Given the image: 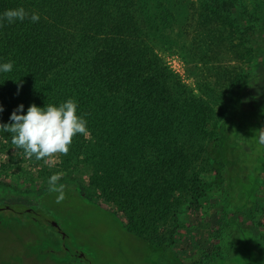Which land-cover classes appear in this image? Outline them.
<instances>
[{"label": "trees", "instance_id": "16d2710c", "mask_svg": "<svg viewBox=\"0 0 264 264\" xmlns=\"http://www.w3.org/2000/svg\"><path fill=\"white\" fill-rule=\"evenodd\" d=\"M202 2L196 94L156 52L176 46L173 0H0V15L23 7L40 16L0 26V64L13 62L12 71L0 72V123H10L21 104L26 114L32 104L59 106L71 98L89 132L75 136L69 153L51 167L25 158L2 131L0 152L22 158L32 175L47 180L88 172L104 194L127 205L131 227L140 233L157 230L166 216L175 226L183 206L196 207L219 185L237 244L221 257L222 240L205 264H236L235 251L242 249L245 262L263 264L257 225L264 217V70L253 65L240 73L218 62L210 66L208 58L230 48L249 56L264 52L254 39L264 25L237 0ZM217 104L223 108L215 112ZM206 171L210 181L202 177Z\"/></svg>", "mask_w": 264, "mask_h": 264}, {"label": "rangeland", "instance_id": "374dc122", "mask_svg": "<svg viewBox=\"0 0 264 264\" xmlns=\"http://www.w3.org/2000/svg\"><path fill=\"white\" fill-rule=\"evenodd\" d=\"M173 1L180 29L175 37L176 46L172 50L158 46L156 52L182 83L199 94L195 82V76H199L198 67H201L197 57V45L200 42L197 33L200 28L199 21L203 20L201 14L206 11L202 0ZM237 1L253 17L261 19L260 22L264 25V0ZM254 39L255 46L264 47V28H260ZM262 51L256 50L249 56L242 50L230 48L222 55L213 52L208 62L210 66L216 62L228 65L240 73L253 65L264 70ZM216 82L213 81L211 85ZM221 107L217 104L213 109L217 112L221 111ZM214 114L215 120L218 119V114ZM214 123L211 122L207 129L212 131ZM261 125L262 134L264 116L261 118ZM20 159L16 162L14 154L0 152V206L14 205L20 206V209L28 205L43 206L63 214L64 228L74 231L72 236L63 241L71 250L88 254L90 257L87 258L93 264H205L211 249L222 240L224 246L221 257L232 253L231 246L237 244L235 230L223 211L224 194L219 185L212 184L196 207L189 209L183 206L176 216L175 226L171 222V216H166L157 230L149 229L140 233V230L131 227L127 205L117 197L104 194L101 188L90 181L88 172L62 177L58 184L64 186L66 198L62 203H56L57 194L48 191V180L32 175V171ZM56 163L57 160L55 165ZM202 177L205 181H210L212 174L206 171ZM262 183L264 197V172ZM23 221L14 217L10 210H0V264H44L40 261L42 257H21L28 249L29 252L38 253V244L30 245L29 241L37 237L35 229L39 227L35 223L25 225ZM171 227L174 228L169 232ZM257 229L264 234V217ZM143 237L156 246L163 245L165 249L162 251L160 247H152ZM227 239L230 240L229 244ZM242 251L243 253L235 251L233 257H240L236 264H255L245 262L248 254L245 249ZM65 253L70 256L69 251ZM224 263L219 261L212 264Z\"/></svg>", "mask_w": 264, "mask_h": 264}, {"label": "clouds", "instance_id": "9594fccd", "mask_svg": "<svg viewBox=\"0 0 264 264\" xmlns=\"http://www.w3.org/2000/svg\"><path fill=\"white\" fill-rule=\"evenodd\" d=\"M25 19L35 23L40 16L36 12L29 13L23 7L8 9L0 15V26L4 22L12 24ZM12 69V61L0 64V72H10ZM77 109V102L71 98L59 106L46 105L41 108L32 104L26 114H23L24 105L21 104L11 113L10 123H0V131L11 134V143L23 150L25 158L43 160L51 167L58 157L69 153L75 136L89 135L87 120L77 114ZM3 111V105H0V113ZM260 142L264 143V133L260 135ZM62 175L53 174L48 180V191L57 194L56 203H62L66 198L64 186L58 184Z\"/></svg>", "mask_w": 264, "mask_h": 264}, {"label": "flooded vegetation", "instance_id": "af4514ba", "mask_svg": "<svg viewBox=\"0 0 264 264\" xmlns=\"http://www.w3.org/2000/svg\"><path fill=\"white\" fill-rule=\"evenodd\" d=\"M20 208V206L14 205L0 206V210H10L14 217L24 220L25 225L27 223L31 225L35 223L39 227L35 229L37 237L29 241L30 245L38 244V253L29 252L28 249L21 257H42L40 261L44 262V264H93L88 260L87 257H90L88 254L76 249L71 250V247L67 246L65 241H63L72 236L73 231H68V229L64 228L62 219L65 216L63 214L53 212L43 206L28 205L23 206L22 209ZM65 251H69L70 256L66 255ZM66 257L74 258L67 259Z\"/></svg>", "mask_w": 264, "mask_h": 264}]
</instances>
